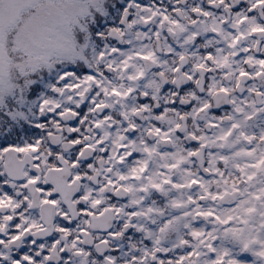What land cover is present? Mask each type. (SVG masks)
I'll use <instances>...</instances> for the list:
<instances>
[{"label": "snow or ice", "instance_id": "snow-or-ice-1", "mask_svg": "<svg viewBox=\"0 0 264 264\" xmlns=\"http://www.w3.org/2000/svg\"><path fill=\"white\" fill-rule=\"evenodd\" d=\"M0 264H264V0H0Z\"/></svg>", "mask_w": 264, "mask_h": 264}]
</instances>
